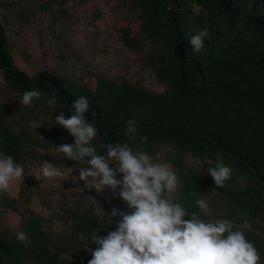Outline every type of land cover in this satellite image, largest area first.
Here are the masks:
<instances>
[{
    "label": "trees",
    "instance_id": "16d2710c",
    "mask_svg": "<svg viewBox=\"0 0 264 264\" xmlns=\"http://www.w3.org/2000/svg\"><path fill=\"white\" fill-rule=\"evenodd\" d=\"M0 2L17 12V3ZM123 2L128 15L119 22L121 39L133 51L146 52L144 63L168 85L163 92L128 78L97 75L92 85L50 69L30 74L16 64L0 23V151L22 163L28 175L18 194H0V264H87L91 253L81 247L91 242L92 231L98 229L97 235L104 236L116 227L109 225L104 210L110 214L115 206L130 211L122 198L119 204L102 194L92 195L101 208H90L84 197L45 186L29 175L45 161L30 166L38 153L45 154L57 140H75L55 117L61 112L70 117L73 101L81 95L88 97V119L99 129L93 141L98 152L106 151V143L121 142L169 162L182 180L174 199L204 219L231 220L255 242L264 264V0L251 7L248 0ZM26 15V9L17 12L18 17ZM204 28L211 37L201 52H194L189 38ZM31 88L44 93L30 106L32 116L14 104V97L22 98ZM53 97L55 102L49 104ZM29 117H49L50 132L39 133L29 125ZM131 119L139 126L136 141L126 134ZM143 136L148 137L146 144ZM218 155L233 168L226 187H216L208 172ZM36 193L40 211L33 207ZM197 197L209 203L210 215L195 203ZM20 230L29 235V242L16 238ZM80 232L88 239L79 240Z\"/></svg>",
    "mask_w": 264,
    "mask_h": 264
},
{
    "label": "clouds",
    "instance_id": "9594fccd",
    "mask_svg": "<svg viewBox=\"0 0 264 264\" xmlns=\"http://www.w3.org/2000/svg\"><path fill=\"white\" fill-rule=\"evenodd\" d=\"M255 3L256 0H248L249 7ZM210 37L207 28L192 35L189 38L192 50L201 52ZM76 74H80L79 70ZM43 95L41 89L31 88L23 92L19 102L24 107L34 106ZM54 102L55 97L48 100L49 104ZM70 110V117L61 112L55 120L75 138V143L56 146L51 153L78 161V176L70 175L76 166L66 167L47 160L40 164L39 171L29 175L61 186L68 179L76 184L83 181V187L76 188L79 192L87 189L102 194L110 190L130 209L125 212L114 206L109 214L102 208L109 225L115 223L116 227L104 236L97 235L98 229L92 231L91 242L81 247L91 253L87 264H260L262 256L255 242L242 229L235 228L231 220L204 219L199 212H189L174 199L182 180L169 162L121 142L106 143L102 145L106 151L98 152L93 141L99 129L88 119V97L81 95L74 100ZM138 131L137 121L129 120L126 134L130 141L137 140ZM140 139L145 144L148 141L147 136ZM208 172L216 187H226L233 177V168L224 162L223 155H218L216 166ZM26 176L22 163L0 151V194L9 192ZM83 200L90 208H101L95 196L87 195ZM195 203L204 213L211 214L205 199L197 197ZM114 217L121 219L114 221ZM16 238L29 242V235L23 230L17 232ZM87 239V234L80 232L79 240ZM91 243L98 247H89Z\"/></svg>",
    "mask_w": 264,
    "mask_h": 264
},
{
    "label": "rangeland",
    "instance_id": "374dc122",
    "mask_svg": "<svg viewBox=\"0 0 264 264\" xmlns=\"http://www.w3.org/2000/svg\"><path fill=\"white\" fill-rule=\"evenodd\" d=\"M5 1L17 3V12L26 9L27 15L24 18L18 17L16 10L12 11L10 7L2 6L0 2V23L7 31L10 52L16 64L20 68H25L30 74L38 70L50 69L63 78L77 83H84L86 80L93 85L97 75H104L111 80L128 78L153 92H163L168 89L167 83L160 80L157 73L144 63L146 52L133 51L123 43L119 22L128 15L123 0ZM77 70L80 72L79 75L76 74ZM0 84H2L1 73ZM20 99L14 97L16 107H23L32 116L31 107H24L20 104ZM28 123L38 128L39 133L50 132L52 127L49 117H43L41 120H31L29 117ZM73 143L75 140L67 142V144ZM61 144L65 143L57 140L56 145L45 154L38 153L30 166L42 160L54 162L69 160L60 154L51 153L54 147ZM79 166L77 162L76 167ZM27 171L28 168L26 173ZM22 181H17L12 186L10 190L12 194L20 192ZM179 191L180 189L173 194L174 198L179 195ZM90 193L93 195L94 191ZM96 194L101 193L96 192ZM102 195L107 196L109 200L122 203V200L113 196L110 190H106ZM38 196L39 194L36 193L33 207L40 211L42 208ZM59 199L56 197L54 203L57 204ZM0 224L3 228L2 221Z\"/></svg>",
    "mask_w": 264,
    "mask_h": 264
},
{
    "label": "built area",
    "instance_id": "2783aa9c",
    "mask_svg": "<svg viewBox=\"0 0 264 264\" xmlns=\"http://www.w3.org/2000/svg\"><path fill=\"white\" fill-rule=\"evenodd\" d=\"M50 162H53V163L57 164L54 161H50ZM66 167H73V166H66ZM39 168H40V166L36 167L33 172L39 171ZM78 169L79 168L75 167V170L70 175L78 176V174H79L78 173ZM34 177H35V175H34ZM36 180L42 182L43 184L48 185L49 187L57 188V189H60V190H67V191L70 190L75 185L83 184V181H80L79 184H76L71 179L62 181V186L60 184H53L52 182L48 181L47 179H45L44 182L42 180H40V179H37V178H36Z\"/></svg>",
    "mask_w": 264,
    "mask_h": 264
},
{
    "label": "crops",
    "instance_id": "0c3cea01",
    "mask_svg": "<svg viewBox=\"0 0 264 264\" xmlns=\"http://www.w3.org/2000/svg\"><path fill=\"white\" fill-rule=\"evenodd\" d=\"M78 187H83V184H79V185H75L74 187H72L70 190H69V194L70 195H74V196H77V197H85L86 195H90L92 193L88 192L87 189H85L83 192H79ZM94 191V194H96L95 190Z\"/></svg>",
    "mask_w": 264,
    "mask_h": 264
}]
</instances>
